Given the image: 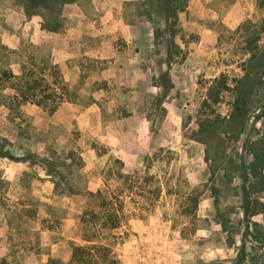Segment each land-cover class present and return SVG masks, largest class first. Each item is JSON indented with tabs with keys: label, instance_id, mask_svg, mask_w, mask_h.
Here are the masks:
<instances>
[{
	"label": "rangeland",
	"instance_id": "rangeland-1",
	"mask_svg": "<svg viewBox=\"0 0 264 264\" xmlns=\"http://www.w3.org/2000/svg\"><path fill=\"white\" fill-rule=\"evenodd\" d=\"M21 68L63 94L0 76V264H66L118 166L153 175L122 195L119 264H264V0H0V73Z\"/></svg>",
	"mask_w": 264,
	"mask_h": 264
},
{
	"label": "trees",
	"instance_id": "trees-1",
	"mask_svg": "<svg viewBox=\"0 0 264 264\" xmlns=\"http://www.w3.org/2000/svg\"><path fill=\"white\" fill-rule=\"evenodd\" d=\"M48 5V0H25L26 11L31 14L39 10L40 7ZM23 68V66H22ZM19 74L7 73L2 71L0 76L5 78H14L15 94L17 101H33L38 105L50 110L58 103L62 97V91H57V87H51V97L37 96L39 82L31 81L23 74V69ZM32 82V83H31ZM19 84V85H16ZM22 85V86H21ZM62 88V87H61ZM50 99V102L48 100ZM0 104H5L0 101ZM247 112V98L243 94L236 96L233 105L232 117L236 119L243 118ZM0 156L9 157L8 154L0 151ZM43 160V159H42ZM45 160V159H44ZM118 162V161H116ZM113 179L117 185L114 189L109 188L107 181ZM153 179V175H148L147 171L134 170L132 173H125L121 166L117 170L109 171L105 178L106 189H97L95 191L86 190V205L79 217L78 232L80 239L84 244H74L71 248V254L66 264H119V260L113 250V243L121 235L115 233L121 225L126 213L124 212L123 194L134 192L144 188L143 180ZM71 188V187H70ZM156 195L160 191L159 187L154 188ZM102 232H113L109 235L108 243L98 238L102 237ZM45 264H60L54 257H48Z\"/></svg>",
	"mask_w": 264,
	"mask_h": 264
}]
</instances>
